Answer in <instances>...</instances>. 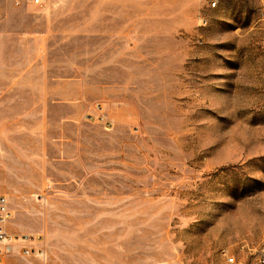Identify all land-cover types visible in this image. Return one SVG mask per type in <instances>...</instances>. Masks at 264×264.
Segmentation results:
<instances>
[{
  "label": "rangeland",
  "instance_id": "1",
  "mask_svg": "<svg viewBox=\"0 0 264 264\" xmlns=\"http://www.w3.org/2000/svg\"><path fill=\"white\" fill-rule=\"evenodd\" d=\"M3 194L6 264H251L264 0H0Z\"/></svg>",
  "mask_w": 264,
  "mask_h": 264
},
{
  "label": "built area",
  "instance_id": "2",
  "mask_svg": "<svg viewBox=\"0 0 264 264\" xmlns=\"http://www.w3.org/2000/svg\"><path fill=\"white\" fill-rule=\"evenodd\" d=\"M43 0H35L36 3H41ZM13 216L12 205L7 195H0V264H6L8 257L16 251V241L18 237L11 234L8 230V223ZM249 255L251 256V264H264V243L256 246L248 247ZM26 257H36L44 264L48 258V252L45 247H29L26 246L22 250ZM226 258L230 264L238 263L236 257L224 251ZM249 264V263H248Z\"/></svg>",
  "mask_w": 264,
  "mask_h": 264
},
{
  "label": "crops",
  "instance_id": "3",
  "mask_svg": "<svg viewBox=\"0 0 264 264\" xmlns=\"http://www.w3.org/2000/svg\"><path fill=\"white\" fill-rule=\"evenodd\" d=\"M9 226V225H8Z\"/></svg>",
  "mask_w": 264,
  "mask_h": 264
}]
</instances>
